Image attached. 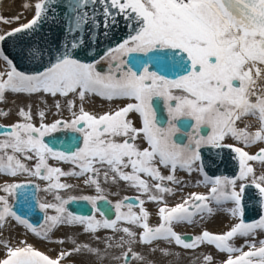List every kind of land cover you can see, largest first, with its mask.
<instances>
[{"label":"snow or ice","instance_id":"6c2138e0","mask_svg":"<svg viewBox=\"0 0 264 264\" xmlns=\"http://www.w3.org/2000/svg\"><path fill=\"white\" fill-rule=\"evenodd\" d=\"M29 7L34 8L33 18L0 34V44L9 38L17 40L21 55L38 67L32 74L18 71L0 51V59L10 69L0 72V103L9 93L59 96L62 100H54L57 114L66 108L71 118L45 123L46 112L39 110L37 126L29 105L28 110L19 109L18 121L0 125V177L6 178L0 184L4 194L0 195V229L15 222L37 238L73 247L50 257L26 239L16 245L0 240L5 249L0 264H63L74 254L92 256L96 264L106 259L154 264L134 251L137 244L150 246L151 253L159 250L164 257L177 255L160 248L159 241L185 250L214 246L227 254L222 264H264V239L256 242L258 232H264V215L258 222L244 220L248 188L257 190L258 206L264 209V146L255 154L245 150L264 145V0H37L24 5ZM120 19L129 29L122 42L95 62L77 58L80 51H91L101 35L107 38ZM19 20V15L0 16L5 25ZM57 21L64 24L66 40L46 47L24 41ZM101 63H107L105 71L98 69ZM91 97L126 103L98 115L85 110ZM9 114L0 110V117ZM248 117L258 121L254 132L244 123ZM54 133L66 134L65 150H55ZM46 137H52V146ZM202 148L215 150L213 163L215 157L223 160L224 149L230 150L238 175H208ZM49 159L71 163L79 170L63 171L50 166ZM33 160V166L24 162ZM250 162L260 165L259 175ZM178 171L200 174L197 186L207 187L208 194L190 193L183 202L169 206L166 196L175 190L168 185L184 184ZM101 176L104 183L123 181L135 189L138 203L125 196L112 204L104 194ZM62 177L83 178L97 195L63 197L60 192L74 186L61 182ZM34 180L47 185L41 189ZM30 188L35 191L29 192ZM39 191L51 194L54 202H41ZM141 197L159 206L158 226H150V213ZM77 200L87 201L102 219L74 214L66 207ZM32 201L44 213L38 226L15 210L21 202L26 212L31 211ZM98 201L105 203L98 207ZM49 210L54 214L49 215ZM217 211L237 220L224 234L205 230L189 241L174 230V225H193ZM119 222L141 231L118 227ZM77 226L104 248L81 243L75 235L53 239L61 227ZM102 230L113 235L101 237ZM237 237L245 241L239 247L234 243ZM212 262L210 254L204 257V264Z\"/></svg>","mask_w":264,"mask_h":264},{"label":"rangeland","instance_id":"374dc122","mask_svg":"<svg viewBox=\"0 0 264 264\" xmlns=\"http://www.w3.org/2000/svg\"><path fill=\"white\" fill-rule=\"evenodd\" d=\"M11 29L12 28L2 30L0 28V34H4L5 32H7ZM0 63H1L0 72H6V71L10 70L4 59H0ZM15 95L28 97V95H26V94H11V93L6 94V101L4 103H0V110L8 111L9 113H11L9 102H10L11 98ZM34 95L35 94H33L32 96H34ZM39 96L40 97H39L38 102H39V105L42 106V107H40L39 110H44L46 112V120L44 121L45 123H51L56 119L63 118L64 115L62 112H64V110H66V108H62L60 110V113L57 114V109L54 107V100H62V98H60L59 96L56 98H53L50 95H45L42 93H40ZM44 101H46V104L44 103ZM29 105L31 106V112H32L33 117H34L33 122L38 126L40 121L37 118V112L39 110L37 107H36V109L34 108L33 102H30L29 104H27V106H24L23 108H25V110H28ZM9 116H10V114H9ZM4 118L5 117H0V119H4ZM245 123L250 125V127L248 129L249 131L254 132L259 127L258 121H256L255 119H247ZM262 146H264V145L256 144L252 147L245 148V150L248 151L250 154H255L257 152L258 148H260ZM250 148H256V151L252 152V151H250ZM24 162L27 163L29 166H33L35 163L34 160L33 161H24ZM48 163L50 166L60 167L63 171H66V172L71 171V170H76V171L79 170V169H74V165H72L71 163L58 162V161H55L52 159H49ZM250 163L253 164L254 168L256 169L257 175H259L261 172L260 165L256 162H250ZM163 174L168 175L169 173L167 170H164ZM176 175H177L178 179L182 180L184 182V184H186L187 186L185 187L184 184H181V185L169 184L168 185L169 187H172L175 190L174 195H167L166 196V200H167V203L169 206H175V204L183 202V199L187 198L190 193L208 194V188L207 187L203 186L202 184L197 186L198 182L202 181V176L200 174L194 172L191 174V176H189L184 172L178 171ZM5 179H6L5 177H0V184H3ZM19 179L23 180L24 178L20 177ZM100 181H101L102 187L105 190L104 194L106 197H108L106 194L111 192V188H116V190L118 192L117 196L115 197V195L113 194L114 195L113 197H111V198L109 197L113 201V203H116L118 201L123 200V198L125 196L137 197L139 195V193H137V191L135 189L128 187L126 185V183L123 181H118V183H116V184H112L111 182L104 183L102 177H100ZM34 182L39 184L41 189L45 188L47 185V182H45V181L34 180ZM61 182L69 183V184H72L74 186L71 189L64 190V191L60 192V194L65 198H67L68 196H74V197L79 198L82 196H96L97 195L94 187L86 185L83 181V178L62 177ZM0 195H4V194L2 192H0ZM38 195H39V199L41 202H54L53 196L49 193H46L44 191H39ZM116 198H119V199H116ZM141 198L145 199L146 202H145L144 207L150 213V219H149L150 226H158V224L160 223L159 218H158V207L159 206L153 202L147 201V199L145 197H141ZM9 199H10V203H11L12 202L11 198H9ZM212 206L215 207L214 205H212ZM126 210L127 209H124V211H126ZM134 211L138 212L139 208L138 207L134 208ZM48 214L52 215L54 213L52 210H49ZM95 218L96 219H102V217L99 214H96ZM216 218H220V219L227 218V221L228 220L229 221L228 222L225 221L227 223H225V222L219 223L216 221ZM236 222H237V220L231 218L226 212L217 211V212H215L214 215L208 216L205 220L198 221V223H195L193 225L181 224L182 225L181 227H183L185 229H183V230L181 229L180 232L177 231V227H176L177 225H174V230L178 234L191 233L192 235H194V237L197 235H200L205 230H207L213 234H224L227 231H229L230 228L232 226H234V224ZM14 223L15 222H12L11 224H6L3 229H0V233H2V234H0V240H8L12 245H16L18 243V241H20L22 239H26L29 244L33 245L37 250L41 251L42 253H44L46 255H49L50 257H56L61 250L67 251V250L72 249V247H73V245L71 243H65V244L61 245L59 243H50L46 240L37 238L36 236H34L31 232H28L22 226L15 225ZM124 226L130 227L138 233L141 231L140 229L135 228V226L126 225L124 222L118 223V227H124ZM18 233H20L21 236H19ZM71 235H75L76 238L78 239V241L81 243H91L94 247H99L101 249L104 248V245L102 243L96 244V242L92 241L88 234H82L81 229L78 226L77 227H71V228L70 227H61L59 231H56L54 233L53 239H57V238L67 239ZM99 235L101 237H104L106 235H113V233L110 230H102L99 233ZM117 235H119V234H117ZM260 239H264V232H258V234L256 236V242L258 243V241ZM244 242H245L244 238H240V237H237L234 240V243L237 247L244 244ZM162 246H164L163 249H167V250H169V251H171L177 255L164 257L161 255V252L158 254H156V252L155 253L145 252L146 248L149 250L150 246H142V245H138V244L134 245V251L141 253V254H142L141 251H144L143 255L146 257V259L150 260V261H154V264H182V262H184V261L187 264H204V256H206L208 254H210L213 257L212 264H216V263L222 264V262L226 259V256H227V254H225V253L218 252L214 248V246L207 245V244L201 245L194 250H192V249L185 250V249H182L180 247L175 246L174 244L171 246H168L165 243ZM206 247L208 249H205ZM181 250L189 253L186 256L185 260L183 259L182 256L179 255ZM247 250H248V248L245 247L244 251H247ZM4 255H5V249L3 248V246H0V258H3ZM216 256H217V260L215 259ZM113 262H116L117 264H122V262H117V261L112 260V259H106L103 262V264H113ZM63 264H96V262H95L94 257H92V256L75 255L74 254L73 256H70L65 261H63ZM132 264H140V262L133 261Z\"/></svg>","mask_w":264,"mask_h":264},{"label":"water","instance_id":"95a60500","mask_svg":"<svg viewBox=\"0 0 264 264\" xmlns=\"http://www.w3.org/2000/svg\"><path fill=\"white\" fill-rule=\"evenodd\" d=\"M1 1V0H0ZM102 31V29H101ZM129 34V29L125 27L123 19H120V23L117 27L109 32L107 38L103 35L99 37V42L91 48V51H80L77 54V58L82 62L92 63L95 60L100 59L105 54V51L109 48L116 47L123 39H125ZM67 37L64 33V24L62 21H57V23L45 24L43 28L38 31L34 36L24 37V41L30 44H38L41 47H46L55 43H59L62 40H66ZM0 51H3L4 55L13 61V64L18 71L32 74L37 70L38 65L34 64L32 61L27 60L21 55V47L19 42L13 38H9L2 44H0ZM42 67L43 66H39ZM2 125V124H0ZM8 126V125H3ZM56 141L54 143L55 150H65V145L62 143L65 140V133H54ZM45 141L53 145L52 137H46ZM203 159L206 164V172L208 175L215 177L218 175H226L228 177H234L238 175V163L233 159L234 153H231L230 150H223V160L219 157H215V162L213 163V153L215 150L203 149L202 151ZM36 183V182H34ZM37 184V183H36ZM35 191V189H29V192ZM39 192L37 196L39 197ZM133 198L132 202L137 204L138 201ZM251 198V200H249ZM107 200H109L107 198ZM112 202V201H111ZM245 202L248 204L244 220L245 222L252 223L258 222L262 215H264V209H261L258 206V196L257 190L254 188H248L245 193ZM105 202L98 201V207L102 206ZM113 204V203H112ZM256 205V207H254ZM74 214L81 215H93L99 212L92 209L91 205L87 201L77 200V202L66 206ZM15 210L21 216L29 218L30 222L34 226H38L44 221V213L39 211L38 205L35 201L31 202V211H25V207L22 206L21 202H18L15 206ZM100 215V214H99ZM111 218H115V213ZM186 240H191L194 235L191 233L181 234Z\"/></svg>","mask_w":264,"mask_h":264},{"label":"bare ground","instance_id":"6f19581e","mask_svg":"<svg viewBox=\"0 0 264 264\" xmlns=\"http://www.w3.org/2000/svg\"><path fill=\"white\" fill-rule=\"evenodd\" d=\"M35 2H37V0H1L0 1V16L5 17V18H12V17H16V16L19 15L20 16V20L18 21V23L14 22V23H11V24H8V25L0 23V28L2 30L9 29V28L14 29L17 26L22 25V24L27 23L28 21H30L33 18V16H34V8H32V7L24 8V5L25 4L34 5ZM0 70H1V63H0ZM39 95L40 94H35L34 96H28V97H26V96H17V95L13 96L11 98L10 102H9V104H10V112H11L10 116L7 117V118H4V119H0V124H2V125H11V124H13V122H16L19 119V117L17 115L18 110L20 108H23L24 106H27V104H29L30 102H33L34 108L36 109V107H37L38 110H39L40 107H42V106L39 105V102H38L39 97H40ZM246 120H244V123L246 122ZM244 123H241V125L244 126ZM250 151L254 152V151H256V148H250ZM113 194L116 197L118 193H113ZM113 194H110V193L106 194L108 196L106 198L113 197L114 196ZM116 199H119V198H116ZM216 221L219 222V223H223V222L227 221V218H225V219L216 218ZM227 222H225V223H227ZM181 226L182 225H177L176 226L178 232H180L181 229L182 230L185 229V228H183ZM18 235L21 236L20 233H18ZM156 243L160 244V248H162V249L164 248V246H162V245L165 244V242L159 241V242H156ZM205 249H208V248L206 247ZM141 252H142V254L144 253V251H141ZM145 252H150V251L146 248ZM158 253H160L159 250L156 251V254H158ZM188 254L189 253L181 250L179 255L182 256L183 259L185 260V258H186V256ZM217 256L215 258L216 260H217ZM113 264H117V263L113 262ZM182 264H187V263L184 261V262H182Z\"/></svg>","mask_w":264,"mask_h":264},{"label":"flooded vegetation","instance_id":"af4514ba","mask_svg":"<svg viewBox=\"0 0 264 264\" xmlns=\"http://www.w3.org/2000/svg\"><path fill=\"white\" fill-rule=\"evenodd\" d=\"M98 69L101 71H105L107 69V63H101L100 65H98ZM125 103H126L125 101L107 102V101L102 100L99 97H91L90 100L84 104V107H85L86 111H89L90 113H94V114L99 115V114L105 113L106 111H109L110 109H116L117 106L123 107L125 105ZM77 104H79L78 100H77ZM62 113L64 115L63 119H70L71 118V114H70V112L67 111V109L64 110V112H62ZM164 116H165V118L167 116L166 110H164ZM133 119H135V117H133ZM246 119H254V118H251V117L244 118V120H246ZM137 126H139L138 122H137ZM238 126L243 127V125H241L240 122H238ZM188 132L189 133L192 132V129H188ZM181 133H183V130H181ZM181 133H178V135H180ZM183 138H184V142L187 143V139H188L187 135H184ZM229 143H235V142L230 140ZM81 146H82V144H81ZM238 146L243 147V145H238ZM203 149H206V148H202L201 151ZM163 171L164 170L162 169V172ZM101 177L103 179V176H101ZM109 193L113 194V193H118V192H117L116 188H111V192H109ZM130 197L135 198V196H130ZM108 199L110 201H112L110 198H108ZM112 203H113V201H112Z\"/></svg>","mask_w":264,"mask_h":264}]
</instances>
